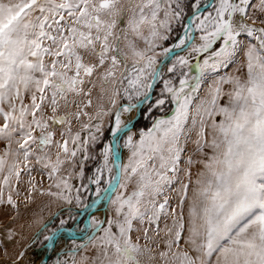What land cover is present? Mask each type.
Here are the masks:
<instances>
[{
  "label": "snow or ice",
  "instance_id": "6c2138e0",
  "mask_svg": "<svg viewBox=\"0 0 264 264\" xmlns=\"http://www.w3.org/2000/svg\"><path fill=\"white\" fill-rule=\"evenodd\" d=\"M201 7V0H0V207L19 215L13 194L21 195L25 176V206L37 191L66 205L45 248L54 251L87 214L94 231L78 247L91 245L95 259L79 264H213V256L215 264H264V0ZM178 27L182 34L165 46ZM241 56L243 76L233 72ZM160 57L171 62L166 73ZM189 57L202 59L192 65ZM169 103V115H155ZM137 117L150 126L137 129ZM96 150L103 163L89 177L95 199L86 202L89 185L72 181L84 178ZM34 172L48 179L47 191ZM104 202L113 215L101 221L89 210ZM140 231L143 243L134 242ZM14 243L17 232L4 225L0 251L8 255ZM30 248L11 264H25Z\"/></svg>",
  "mask_w": 264,
  "mask_h": 264
},
{
  "label": "rangeland",
  "instance_id": "374dc122",
  "mask_svg": "<svg viewBox=\"0 0 264 264\" xmlns=\"http://www.w3.org/2000/svg\"><path fill=\"white\" fill-rule=\"evenodd\" d=\"M186 2H189V0H186ZM214 2V0H213ZM212 2V3H213ZM205 3V0H201V5ZM211 3V4H212ZM208 11H212L211 7L208 8ZM191 11L186 10L185 13V21L190 17ZM182 31L181 28H176V30L173 32L172 38L167 42L165 46H170L172 41L175 40L177 35H181ZM199 32H193V43L199 44ZM181 55L188 56V53L181 52ZM162 57H160L161 60ZM202 58H193L189 57V61L192 65H195L197 62H199ZM170 60L166 62V64L163 66L166 73V66L170 65ZM244 63L243 56H241L238 60V63L233 66V72L235 73V70L237 68H240L241 71L238 73L239 75L243 76V68L242 65ZM195 69L193 67L192 71L190 72V75L194 74ZM166 78V77H165ZM162 87L161 81H157L155 84L152 97L150 99L154 100L159 96L160 90ZM207 90V86L205 85L204 90L201 92V96L205 94ZM146 107V106H144ZM172 105L166 104L164 107V110L157 111L155 113L156 116H166L171 113ZM137 119L140 121L137 124V129L144 128L146 126H150V121L144 120L141 117H137ZM219 119V117H217ZM134 129L133 131H135ZM105 135H107V120H105ZM122 145V142H121ZM3 146L0 145V148ZM194 145H189V153H191L192 148ZM120 149H123L121 146ZM97 159L91 160L87 163V172L84 176V178L81 180L79 178L73 177V183L79 186L80 183H84L85 185H89V177L93 175V172L95 171V168L98 167L100 164L103 163L102 159L99 156V151L96 150L93 153ZM128 151L125 152V155L123 157V160L121 163H127L128 158ZM184 159H187V155H185ZM184 165H182V168ZM198 171V166H193L192 169V179L195 181L196 175ZM33 176H35V183L38 185V188L47 191L48 189V179L46 177L42 178L41 175L37 172L33 173ZM110 175L107 171L104 172L103 181L100 185L101 188L107 187V181L109 180ZM29 178L25 176L21 182L20 186V193L21 195L19 197H16L15 194H13L14 199H17L20 203L19 207V215L17 216L16 210H13L11 208H8L7 206L0 207V228H2L4 225H11L13 229L18 234V243H14L11 245H8V255H5L3 251H0V264H11L12 259L15 258V253L22 250L25 247H29L31 245L30 251L28 253V256L26 257L25 264H39L43 256L45 255L46 248L44 247V236L50 235L52 231H54L56 228L59 227V220L64 218L66 216V213L64 216L61 215V209L62 207H67L66 205H60L56 203L51 197L47 195H41L40 191H37L34 193L33 197L31 198L30 203L25 206L24 199H25V190L27 188V180ZM193 187L195 185L193 184ZM95 184L89 185V190L87 193L84 194L86 202L88 198L95 199ZM134 189V182L132 184H129L128 188L124 191L131 193ZM54 190V189H53ZM192 191L189 190V197H191ZM177 198L175 197V194H173L171 199V204L173 207L176 206ZM99 210L95 212L96 218L103 221L106 217L111 218L113 215V208L112 205L108 202H105L102 207L98 208ZM77 212V209L73 207V214ZM185 213H187V205L185 206ZM87 214H82L78 217L79 224L78 225H72L70 230H79L81 232L82 229V223L84 222V219ZM13 217H15V222L13 223ZM170 223V220L168 221ZM165 221L162 219L160 222V228H164ZM105 226H107L105 224ZM93 229L88 224V232L86 233V236L82 237L81 239H71L66 238L63 236L62 239L58 238V241L55 245V250L52 252L50 257L48 258L46 264H56L57 260L60 261H67V264H73V261L75 260L76 264H79L82 257H87L90 261L95 259V256L93 255L94 249L91 245H89L87 248L78 247L84 245L89 237L93 233ZM62 235V234H60ZM149 235H153V233H149ZM161 237H163V232H161ZM139 238L141 243H143L144 240V234L143 231L136 232L133 234V241L135 242L136 239ZM153 238L156 239V237L153 235ZM213 264H215V256L212 257ZM142 264H146L145 261H142Z\"/></svg>",
  "mask_w": 264,
  "mask_h": 264
},
{
  "label": "water",
  "instance_id": "95a60500",
  "mask_svg": "<svg viewBox=\"0 0 264 264\" xmlns=\"http://www.w3.org/2000/svg\"><path fill=\"white\" fill-rule=\"evenodd\" d=\"M213 2V0H206L205 1V3L204 4H202V7H201V9H200V11L201 12H204L205 11V8H204V5H211V3ZM190 19H191V15H190V17L186 20V21H190ZM191 26V25H190ZM161 61H162V63H161V67L163 68V66L166 64V62L168 61V59L167 58H165V57H162L161 58ZM157 83V82H156ZM155 83V84H156ZM154 87H155V85H154ZM153 90H154V88H153ZM142 107H144V106H142ZM104 204H105V202H104ZM99 207V204H97L93 209H90L89 211L90 212H96V209ZM86 217H87V215H86ZM86 217H85V219H84V222L82 223V229H84L85 231H81L79 234H72V229L71 230H66L65 232H63V233H66V234H68V237L67 238H70L71 237V239H74V240H79V239H81L82 237H84V236H86V233L88 232V223H87V219H86ZM62 233V234H63ZM52 252H53V249H52V246L51 245H49L47 248H46V252H45V255L43 256V259H42V261L39 263V264H46V262H47V260H48V258L50 257V255L52 254Z\"/></svg>",
  "mask_w": 264,
  "mask_h": 264
},
{
  "label": "bare ground",
  "instance_id": "6f19581e",
  "mask_svg": "<svg viewBox=\"0 0 264 264\" xmlns=\"http://www.w3.org/2000/svg\"><path fill=\"white\" fill-rule=\"evenodd\" d=\"M206 1V0H205ZM191 20V19H190ZM119 151L121 152V162H122V160H123V157H124V155H125V152L127 151V150H125V149H119ZM104 204V203H103ZM101 206H100V204H99V207L98 208H100ZM80 232H79V230H73L72 231V234H79ZM62 236H65L66 238L68 237V234H66V233H63L62 234ZM58 241V240H57Z\"/></svg>",
  "mask_w": 264,
  "mask_h": 264
}]
</instances>
